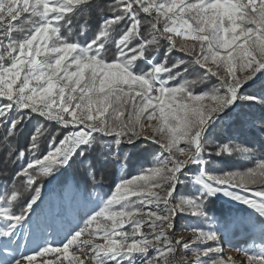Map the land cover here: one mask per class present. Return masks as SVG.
Listing matches in <instances>:
<instances>
[{"label": "snow or ice", "instance_id": "6c2138e0", "mask_svg": "<svg viewBox=\"0 0 264 264\" xmlns=\"http://www.w3.org/2000/svg\"><path fill=\"white\" fill-rule=\"evenodd\" d=\"M93 8L99 22L89 35L87 20H79ZM175 52L190 58L169 63ZM260 76L264 0H0V165L7 170L23 162L12 167L11 187L0 193V264H34L51 252L63 253L69 264H235L225 258L216 231L190 227L186 240L176 219L183 213L209 221L205 209L218 192L264 217V155L216 144L210 155L255 159L244 171L219 172H210L203 156L212 144L205 132L220 113L241 100L264 106V93H247ZM177 78L180 83L169 86ZM25 118L38 123L19 148ZM257 124L264 130V120ZM139 140L160 149L151 167L119 180L98 211L89 209L84 227L67 230L61 246L44 240L30 254L20 250L32 234L31 216L39 215L45 178L70 166L78 148L83 156L94 144L118 149ZM111 155L118 158L116 151ZM193 164L199 169H190ZM185 173L198 188L176 199ZM89 175L95 181L91 166ZM144 207L145 218H136ZM259 231L264 238V223ZM70 247L79 255H70ZM243 258V264H264V248L245 249Z\"/></svg>", "mask_w": 264, "mask_h": 264}, {"label": "trees", "instance_id": "16d2710c", "mask_svg": "<svg viewBox=\"0 0 264 264\" xmlns=\"http://www.w3.org/2000/svg\"><path fill=\"white\" fill-rule=\"evenodd\" d=\"M111 2V0H108ZM87 20L89 27V35L96 29L99 16L97 11L93 8L88 10V15L79 20L80 23ZM123 27V25H122ZM178 40L180 38H177ZM109 51H114V45L109 46ZM164 47L160 49V53L156 56V62L163 59ZM190 57L175 52L171 55L169 63H174L176 59L188 60ZM141 70H147L143 62L138 61ZM188 78L196 73L191 69ZM182 78L170 82L169 86H175L180 83ZM208 87H211L209 82ZM204 86L201 85L197 91H203ZM250 95H259L264 93V76L262 79L255 82L254 85L247 89ZM264 120V106L253 105L249 101H240L237 109L230 110L223 115V120L217 124L208 134V140L212 144L206 146L209 151L215 150L216 144H224L231 142L233 145H240L242 147L255 148L257 150V158H262L264 155V130H262L257 122ZM37 119L25 118L22 126L17 134V145L19 148L26 147L28 138L37 126ZM49 130L55 131V126L49 124ZM71 129H69L70 131ZM47 139L45 136L41 139L42 152L47 148ZM81 149L78 148L76 154L69 161L70 166L60 168L53 176L47 177L42 182L41 195L44 194L50 187L56 188L62 195L65 194L70 182H73L74 191L72 197L74 200L79 197L81 200L90 201L94 192H100L108 197L115 190L118 180L130 179L133 176L140 174L142 169L151 167L154 163V156L159 152L158 146L151 145L148 141L139 140L134 145L125 144L120 146L118 151V158H113L111 155L115 151V147L109 145L107 148L100 144H94L91 149L86 151L83 156L79 155ZM207 161L213 172L223 171H244L248 167H252L255 159L249 160L244 156L233 153L223 154L221 156L207 154ZM124 162L126 169L118 170L119 163ZM19 162L17 165H10L7 170H4L0 165V193L3 192L4 186L11 187L12 167L19 169ZM89 166L96 175L93 181L89 175ZM184 191L193 194L189 184H184ZM27 195V194H26ZM30 198V196H29ZM135 199V198H133ZM22 203L17 204V211L22 207ZM208 219L212 218L215 224H206V221L201 218L199 224L206 226L209 229H219L226 231L228 235L237 237L252 231L255 226H260L264 223V217L249 207H236L224 200L210 197L206 206ZM231 237V236H230Z\"/></svg>", "mask_w": 264, "mask_h": 264}, {"label": "rangeland", "instance_id": "374dc122", "mask_svg": "<svg viewBox=\"0 0 264 264\" xmlns=\"http://www.w3.org/2000/svg\"><path fill=\"white\" fill-rule=\"evenodd\" d=\"M242 75V73H240ZM263 76H260L259 79H262ZM242 101V100H241ZM240 101H238L234 106L230 109H226L225 112L219 114V116L208 126V130L205 132V140H208V134L211 132L217 124H219L223 120V115L230 110L237 109ZM152 123H156L153 121ZM125 144H121L123 146ZM129 145V144H128ZM119 148H115V151L118 152ZM183 146V145H181ZM160 150V149H159ZM208 149L203 153L204 158L207 160ZM126 164L124 162L119 163L118 170L126 169ZM207 169L210 172H213V169L206 165ZM190 169H199V165L193 164L189 165ZM138 175V174H137ZM136 176V175H135ZM190 177L187 173L181 176L182 183L177 186V192L174 193V197L179 199L181 196H189L192 195L188 191H184V184H189ZM119 181V180H118ZM189 187L192 191H196L198 188L195 184H189ZM74 191L73 182L71 181L65 194L62 195L56 188L50 187L47 191L41 195L40 201L38 204L40 207L36 208V213L39 215L31 216V235L27 239V243L25 245L24 237H21L20 243L21 245H25L21 247V251L25 252V254H30L31 251L36 250L39 246H43L44 240H50L52 242L53 247L61 246V242L64 241L65 236L68 234L67 230L74 231L77 227H84V221L91 215L89 209L99 210V206H101L102 202L108 199L110 196L105 197L100 190L93 193L90 201L78 199L74 200L72 197ZM247 194V193H242ZM215 198L224 200L236 207H249L242 203H239L230 197L226 196L222 192H218ZM176 199L173 200V203L176 202ZM250 208V207H249ZM44 210L43 212L41 210ZM252 209V208H251ZM49 210H52V214L46 215ZM149 209L144 207L141 209L139 215L136 218L143 219L144 213H146ZM201 217L192 216L190 214L180 213L177 215L176 219V232L178 235H184L185 239H189L192 236L190 231V227L202 228L204 231L214 230L220 236V244L224 250L223 254L225 258L231 256L235 264H243V251L248 249L250 251H260L261 248H264V238H262L261 233L259 231V226H255L252 231L240 234L237 237H233L232 235H228L226 231H222L219 229H209L206 226H202L199 224ZM101 223H106L107 226H110V221H104L101 218ZM216 222L210 218L209 221H206V224H215ZM37 224H39L40 228L46 229V235H42L39 231ZM186 226L189 227V230H186ZM92 227H95V222ZM125 231H131L127 225L124 226ZM141 231L147 233L149 230L146 226H142ZM231 236V237H230ZM82 238H88L87 235H83ZM98 242H103L99 239V236L96 237ZM211 246V245H209ZM70 255H79V252L75 249V247H70L69 249ZM189 257H191V253H187ZM5 257V253L0 251V259ZM59 257V259H58ZM44 261H49L51 264H69L68 260L64 259L63 253L51 252L47 253L44 256L37 257L34 261V264H44Z\"/></svg>", "mask_w": 264, "mask_h": 264}]
</instances>
